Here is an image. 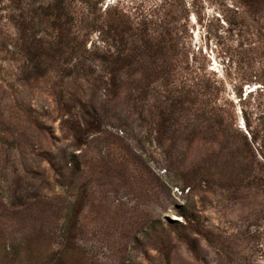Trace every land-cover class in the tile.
<instances>
[{
	"label": "rangeland",
	"instance_id": "obj_1",
	"mask_svg": "<svg viewBox=\"0 0 264 264\" xmlns=\"http://www.w3.org/2000/svg\"><path fill=\"white\" fill-rule=\"evenodd\" d=\"M0 264H264V0H0Z\"/></svg>",
	"mask_w": 264,
	"mask_h": 264
}]
</instances>
